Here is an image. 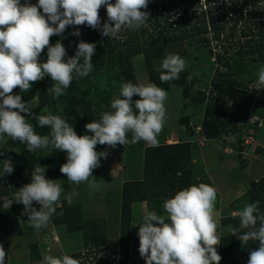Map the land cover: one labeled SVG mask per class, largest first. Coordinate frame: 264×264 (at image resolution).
<instances>
[{
	"label": "rangeland",
	"instance_id": "374dc122",
	"mask_svg": "<svg viewBox=\"0 0 264 264\" xmlns=\"http://www.w3.org/2000/svg\"><path fill=\"white\" fill-rule=\"evenodd\" d=\"M210 49L189 46L188 53L182 56L188 62L180 75L183 83L171 81L158 86L168 93L164 102L166 120L157 137L158 144L140 141L118 144L116 148L97 144V152L107 151L109 155L107 159L101 158V166L93 170V177L80 185L70 183L60 172L61 165L67 162L66 152L55 151L51 146L29 152L26 144L0 136V161L11 158L14 166L12 174L0 178V189L3 184L10 189L9 195L0 194V202L12 199L16 190L31 182V172L38 163L46 167V178L57 180L64 188L56 204V215L40 231L28 226V217L22 215L24 206L13 202L17 221L8 232V264H39L43 253L59 257L82 252L89 248L88 240L94 235L119 243L124 202L130 205L128 264H145L138 251L137 235V224L142 223L144 213L166 215L164 200L199 183L216 190L214 219L220 243L228 238L236 261L247 263L248 259L241 257L246 247L231 236L228 226L239 227L238 212L248 203L259 201L260 212L264 213V90L253 89L264 61L252 55L242 59L226 56L216 61ZM251 50L244 47V53ZM128 54L134 82L154 83L149 74L150 64L142 52ZM160 62L151 65L156 69ZM119 70L120 64L114 60L106 62L98 75L78 77L75 82L81 90L74 95L65 91L54 98L49 89L53 83L50 77L34 82L27 92L17 87L13 94L30 102L33 116L27 117V121L37 134L48 135L51 131L47 126L40 127L34 118L46 114L42 109L47 106L52 114L67 118L77 135L82 136L86 134L85 124L98 120L102 112L111 111V100L119 94L120 82H127ZM219 84L225 88V96L215 89ZM236 91L248 95L252 103L236 107ZM137 99L140 97H133ZM133 108L135 111L134 105ZM207 108L222 124L216 138H208L204 132ZM242 108L245 110L240 112ZM127 138L131 141L130 132ZM125 185L129 188L124 193ZM33 206L39 210L35 202ZM2 211L5 210L0 208ZM220 249L219 244L218 254Z\"/></svg>",
	"mask_w": 264,
	"mask_h": 264
},
{
	"label": "clouds",
	"instance_id": "9594fccd",
	"mask_svg": "<svg viewBox=\"0 0 264 264\" xmlns=\"http://www.w3.org/2000/svg\"><path fill=\"white\" fill-rule=\"evenodd\" d=\"M148 4L149 0H115V3L111 0H38L36 4L30 0H24L23 4L21 0H0V136L26 144L29 152L50 146L55 151L66 152L67 162L61 165L60 172L76 185L93 177V170L101 166V158L107 159L109 153L97 152V144L116 148L118 144L144 141L157 145L166 120L164 102L168 93L155 83L120 82L119 94L111 100V111H104L98 120L85 124L86 134L82 136L77 135L67 118L52 114L47 106L42 109L46 114L34 118L40 127L47 126L51 131L48 135L37 134L27 121V117L33 116L30 102H23L20 94H13L17 87L27 92L34 82L50 77L53 97L64 95L74 79L73 74L86 77L93 71L96 45L80 40L75 54L68 57L62 40L50 44V38L55 35L66 39L63 34L69 26L81 25L98 30L108 38H119L122 29L135 31L146 26L150 14L141 9H147ZM102 6L107 13L103 23L99 16ZM71 35L79 37V27ZM45 48L47 60L41 63L40 55ZM187 63L179 54L166 52L155 69L160 82L178 80ZM256 75L253 89L264 90V66L259 67ZM134 96L140 99L133 100ZM129 132L131 141L127 138ZM13 172L11 158L0 161V178ZM45 172L46 167L38 163L31 172V182L16 190L12 199L0 202L3 210H8L13 202L22 204V215L28 217V226L37 231L50 224L64 191L57 180L46 178ZM76 194L73 189V195ZM216 198L214 187L192 184L163 201L166 215L145 212L142 223L137 224L138 251L145 264H220L222 257L217 251L220 238L214 219ZM33 202L40 206L39 210ZM238 216L239 227L229 225L228 231L243 246L250 241L258 242V247L250 251L247 264H264V213L260 212L259 201L246 204ZM5 256L6 251L0 244V264H5ZM39 264L81 262L66 254L58 257L43 253Z\"/></svg>",
	"mask_w": 264,
	"mask_h": 264
},
{
	"label": "trees",
	"instance_id": "16d2710c",
	"mask_svg": "<svg viewBox=\"0 0 264 264\" xmlns=\"http://www.w3.org/2000/svg\"><path fill=\"white\" fill-rule=\"evenodd\" d=\"M111 2L115 3V0H111ZM21 3L23 4L24 0H21ZM30 3L36 4L38 0H30ZM141 10L150 14L146 26L135 31L122 29L119 38H108L103 36L100 31L93 30L86 25L69 26L63 34L67 37L66 39L54 35L50 38V44L62 40L68 57H71L75 54L76 44L80 40L94 43L96 45L92 58L94 67L86 77L98 75L106 62L115 60L120 64L119 72L123 79L133 83L135 82L128 63V53L142 52L150 64L149 74L157 86H162L164 83L160 82L159 73L151 63L162 61L166 52L177 53L181 57L185 56L189 46H202L209 49L212 47L209 53L214 56L216 61H221L226 56L242 59L249 55L264 61V0H149L147 9ZM40 11L42 13V9ZM99 16L102 23L107 20L104 6L100 8ZM77 27H79L81 35L79 37L72 36L71 32L75 31ZM244 47L252 50L244 53ZM46 60L47 48L40 55L41 63ZM73 75L74 79L66 89V93L69 95H74L81 90V87L75 82L78 77ZM174 82L183 83L181 78ZM215 89L220 93V96L227 94L221 84L217 85ZM236 95H238L236 107L241 108L252 103L248 95L237 91ZM244 110L242 108L240 112ZM206 116L204 122L206 136L208 138L220 136L221 122L215 115H212L209 108H207ZM128 188L129 185H125L124 193ZM0 190L3 197L10 194V189L5 184ZM122 213V235L119 243H110L104 237L94 235L88 240L89 248L68 255L78 259L81 264H116L117 261L128 264L131 255L129 250L130 205L127 202L122 205ZM16 221V211L13 206L0 212V244L6 251L5 264H8V232ZM220 246L219 255L222 257L220 264H244L234 258L228 238L222 239ZM257 246L256 242L250 241L244 246L246 248L242 250L241 257L248 259L251 250L247 249L253 248L254 250Z\"/></svg>",
	"mask_w": 264,
	"mask_h": 264
}]
</instances>
